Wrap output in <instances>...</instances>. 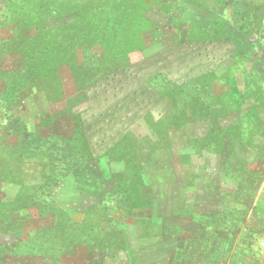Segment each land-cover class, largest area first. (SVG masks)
<instances>
[{"label": "rangeland", "instance_id": "rangeland-1", "mask_svg": "<svg viewBox=\"0 0 264 264\" xmlns=\"http://www.w3.org/2000/svg\"><path fill=\"white\" fill-rule=\"evenodd\" d=\"M129 1L0 0V264H264V0Z\"/></svg>", "mask_w": 264, "mask_h": 264}, {"label": "trees", "instance_id": "trees-1", "mask_svg": "<svg viewBox=\"0 0 264 264\" xmlns=\"http://www.w3.org/2000/svg\"><path fill=\"white\" fill-rule=\"evenodd\" d=\"M117 1H124V2H121V3H123V4H121V5H119V7H120V9H123V10H129V8H130V6H131V4H132V2H130L129 0H117ZM137 6V4L136 5H132V7H136ZM131 9V8H130ZM125 25V24H124ZM142 24H140V26H138L137 27V31H139V28H141L142 26H141ZM121 26V25H120ZM127 26V25H126ZM121 28H122V26H121ZM123 29V28H122ZM107 30H109V28H107L105 31V33H104V35L107 37L108 35H107ZM115 35L118 37L117 39L120 41L121 39L122 40H130V37H134L135 36V33L133 34V33H129V34H119V33H116V31H115ZM115 36V37H116ZM136 37V36H135ZM137 38V37H136ZM115 39V38H114ZM117 40V42H119ZM122 40H121V42H122ZM114 41V40H113ZM116 45V44H115ZM113 45H109L108 47H109V49H111V47H112ZM120 53H119V58L122 56V51L120 50L119 51ZM79 79V78H78Z\"/></svg>", "mask_w": 264, "mask_h": 264}]
</instances>
